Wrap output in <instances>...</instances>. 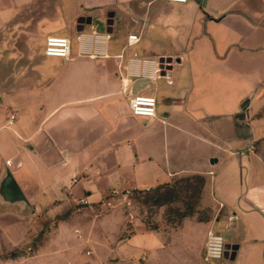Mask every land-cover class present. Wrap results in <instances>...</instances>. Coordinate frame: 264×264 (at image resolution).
<instances>
[{"label": "crops", "instance_id": "1", "mask_svg": "<svg viewBox=\"0 0 264 264\" xmlns=\"http://www.w3.org/2000/svg\"><path fill=\"white\" fill-rule=\"evenodd\" d=\"M0 36L23 47L0 52V264H172L176 229L100 202L189 177L204 180L205 243L214 231L237 248L213 264H264V0H0ZM49 36L71 40L69 59L45 55ZM137 94L157 99L155 118L131 114Z\"/></svg>", "mask_w": 264, "mask_h": 264}, {"label": "rangeland", "instance_id": "2", "mask_svg": "<svg viewBox=\"0 0 264 264\" xmlns=\"http://www.w3.org/2000/svg\"><path fill=\"white\" fill-rule=\"evenodd\" d=\"M33 34L35 44L29 48L33 51H41L39 35L37 32ZM13 48L22 49L23 47L0 45V52L5 53L8 49ZM255 128L258 130L257 134L264 130V119L256 122ZM252 151L264 162V140L253 143ZM202 182L201 177L182 178L169 187L146 191L135 200L134 212L137 220L144 222L149 229H161L170 233L173 229L178 231V242L180 245H184V247L181 246L185 253L175 248L174 257L170 258L172 264H198L203 261L202 254L206 234L200 227L199 220L208 218L211 213L208 208L201 204ZM188 216L191 217L186 219ZM181 225L183 226L180 228ZM131 230V227L127 228V231ZM129 234L131 232L127 233V235ZM186 235L189 236L190 242L188 249L185 246ZM110 240L115 243L114 236Z\"/></svg>", "mask_w": 264, "mask_h": 264}, {"label": "built area", "instance_id": "3", "mask_svg": "<svg viewBox=\"0 0 264 264\" xmlns=\"http://www.w3.org/2000/svg\"><path fill=\"white\" fill-rule=\"evenodd\" d=\"M168 3H176V4H186L189 0H165ZM95 38H98V35H94ZM110 36L107 35L106 39H109ZM140 37L138 35H130L128 37V46H132L137 44L140 41ZM72 50V42L69 38L63 36H49L46 39L44 53L47 57L59 58L63 60H67L70 58ZM94 56H103L108 57L106 54L105 47H95L93 51ZM130 64L135 62H142L144 64L151 63L154 67V71L151 74L144 73L142 77H146L151 80H155L158 77H161L162 70L159 68V64L155 60L149 59H130ZM132 76L131 73H129ZM139 77V76H138ZM168 83L172 84V80L170 77L167 78ZM128 91V83L127 80H122V92L126 93ZM129 106L131 110V114L135 117L142 118H155L157 115V99L153 96H145V95H134L129 100ZM16 116L11 115L8 122L11 124L15 120ZM7 166H12V163L8 161ZM76 182V179L74 180ZM141 191L136 189H111L108 194L104 197V199L100 202V206L104 211H111L117 208H121L125 217L129 224L134 225L137 217L134 212L135 200L141 196ZM149 191V190H145ZM81 204H87L85 199L80 200ZM222 207L223 204H220ZM78 233V231H77ZM226 241L225 238L214 231H210L207 235L205 250L203 254V260L206 263H216L223 260L226 256ZM26 253L31 255L32 248L28 247L26 249ZM90 254V252H88Z\"/></svg>", "mask_w": 264, "mask_h": 264}, {"label": "water", "instance_id": "4", "mask_svg": "<svg viewBox=\"0 0 264 264\" xmlns=\"http://www.w3.org/2000/svg\"><path fill=\"white\" fill-rule=\"evenodd\" d=\"M81 24H84V21H81L80 22ZM163 63V62H162ZM212 162H216L215 160L212 161ZM6 185H9L11 186L21 197H22V194L19 190V188L17 187L15 181L13 180L12 176L10 173H8L6 175V178H5V182H4ZM236 251H237V248L236 247H233L231 245H226V257L230 258L231 260H234L235 257H236Z\"/></svg>", "mask_w": 264, "mask_h": 264}, {"label": "trees", "instance_id": "5", "mask_svg": "<svg viewBox=\"0 0 264 264\" xmlns=\"http://www.w3.org/2000/svg\"><path fill=\"white\" fill-rule=\"evenodd\" d=\"M194 178H200V177H194ZM202 183H203V185H204V180L202 179ZM202 188H203V186H202ZM144 192H146V191H141V194H143Z\"/></svg>", "mask_w": 264, "mask_h": 264}]
</instances>
